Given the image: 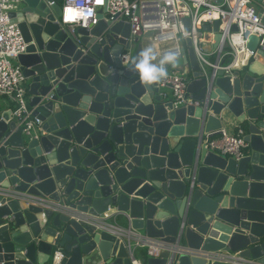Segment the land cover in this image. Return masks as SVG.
Masks as SVG:
<instances>
[{"label": "water", "instance_id": "obj_1", "mask_svg": "<svg viewBox=\"0 0 264 264\" xmlns=\"http://www.w3.org/2000/svg\"><path fill=\"white\" fill-rule=\"evenodd\" d=\"M219 2L220 0H216ZM264 23V0H253ZM59 24L60 0H18L9 11L25 48L16 56L26 102L40 120L23 134L11 108L0 109V264H132L124 240L100 220L128 227L176 251L168 264H227L195 249L233 252L264 264V50L247 36L251 59L231 74L201 70L188 36L186 90L197 104L163 97L129 61L143 49L128 22ZM187 26L189 18L182 17ZM218 18L202 23L220 36ZM230 29H235L231 24ZM150 34L146 31L143 35ZM226 46V41H223ZM201 48L209 49L202 40ZM129 50L130 59L119 53ZM176 50V48H175ZM236 120L247 148L234 158L203 138ZM32 196L67 204L59 212ZM177 238V239H176ZM180 249V251H178ZM169 251L139 257L166 264Z\"/></svg>", "mask_w": 264, "mask_h": 264}, {"label": "built area", "instance_id": "obj_2", "mask_svg": "<svg viewBox=\"0 0 264 264\" xmlns=\"http://www.w3.org/2000/svg\"><path fill=\"white\" fill-rule=\"evenodd\" d=\"M53 1L47 0V3ZM17 4L18 0H0V96H5L10 103L11 115L21 132L34 137L38 130H41L40 120L32 114V108L27 105L25 80L16 61V56L24 50L26 43L16 23L11 21L9 16V11L15 10ZM103 5V18L110 21L116 19L127 21L130 37L143 35L149 31L148 37L156 43L176 42L174 44L176 53H179L177 41L188 36L199 67L203 72L208 68L211 77L215 75L217 69H221L223 74H231L233 69L240 68L251 59L253 52L246 47L249 34H256L258 37L256 46L264 50V23L256 13L253 0H220L219 2L216 0H61L57 21L71 30L75 26L89 27L96 22V11ZM69 8L74 11L91 8L94 9V16H81L66 22L67 16L74 15L68 11ZM183 16L189 18L187 26L182 21ZM214 18L219 19L217 30L220 32L215 42L213 32L201 28L202 23H211ZM231 24L235 25V29H230ZM204 33L209 34L205 39L202 37ZM202 40L209 43L208 50L201 48ZM224 40L226 46L222 44ZM170 47H160L158 54L167 53ZM119 57L123 60L130 59L129 50L121 51ZM187 80L184 73L168 69L167 78L157 84L159 93L163 97L173 98L179 104H197L196 99L188 96ZM243 135V127L239 124L232 131L221 126L217 133L203 138V141L209 150L238 158L247 148ZM31 200L55 211L68 210L67 204L62 201H52L38 196H32ZM97 224L99 228L124 240L129 254L132 253V249L134 253L136 246L143 247L145 256H157L161 249H167L169 253L166 264H168L172 255L176 253L165 242L139 236L128 227L104 220H100ZM194 253L222 260L227 264H257L238 256L237 250L221 252L195 249ZM62 256L59 247L53 248L49 255V263L61 264ZM130 260L132 264H140L136 256L131 257Z\"/></svg>", "mask_w": 264, "mask_h": 264}, {"label": "clouds", "instance_id": "obj_3", "mask_svg": "<svg viewBox=\"0 0 264 264\" xmlns=\"http://www.w3.org/2000/svg\"><path fill=\"white\" fill-rule=\"evenodd\" d=\"M68 11L74 13V15L67 16L66 22H70L74 18H80L81 16H94V9L91 8H80L75 11L69 8ZM176 62L177 57L175 53L168 52L158 58L153 47L148 46L142 49L134 59H131L129 64L138 74L142 83L150 86L165 80L168 76V66L174 67Z\"/></svg>", "mask_w": 264, "mask_h": 264}, {"label": "crops", "instance_id": "obj_4", "mask_svg": "<svg viewBox=\"0 0 264 264\" xmlns=\"http://www.w3.org/2000/svg\"><path fill=\"white\" fill-rule=\"evenodd\" d=\"M254 7H255V9H256L255 4H254ZM208 35H209L208 33H204L202 37L205 39L206 37H208ZM138 37H139V40H140L141 43H142L143 49L146 48V47H148V46L153 47L154 50L156 49L155 52L157 53V57H158V58H159L160 56H162L163 54H165V53H161L162 55H159V54H158V49H159V48H156V46H155L156 42L152 41L151 39H148L147 36H145V35H139ZM146 38H147V39H146ZM204 41H205V40H204ZM153 42H154V43H153ZM175 43H176V42H174V41H167V45H166V46H171L168 52L175 53V55H176V57H177V62H176V64H175V67L179 70V72H182V73H183L184 71H187V72H188V63L183 61V58H182V56H181L179 53H176L175 45H174ZM152 44H153V45H152ZM181 44L185 47V44H184V42H183V38H180V39L177 41V45H178V47H179ZM168 52H167V53H168ZM188 74H190V72H188ZM165 89L169 92L168 87H166ZM168 96H169V95H168ZM8 106H9V102H8V100L6 99L5 96L1 95V96H0V109L7 108ZM237 124H238V122H237L236 120H232V122H231L230 124L226 125L225 127H226L228 130L232 131V130L234 129V127H235ZM134 253H135V256H136V257H138V258L141 257L142 254H143V247H137V246H136L135 249H134Z\"/></svg>", "mask_w": 264, "mask_h": 264}, {"label": "rangeland", "instance_id": "obj_5", "mask_svg": "<svg viewBox=\"0 0 264 264\" xmlns=\"http://www.w3.org/2000/svg\"><path fill=\"white\" fill-rule=\"evenodd\" d=\"M60 2H61V0H60ZM148 39H150V37H148ZM154 43V42H153ZM167 45V42H162V43H156L155 44V46H156V48H160V47H164V46H166ZM156 50V49H155Z\"/></svg>", "mask_w": 264, "mask_h": 264}, {"label": "trees", "instance_id": "obj_6", "mask_svg": "<svg viewBox=\"0 0 264 264\" xmlns=\"http://www.w3.org/2000/svg\"><path fill=\"white\" fill-rule=\"evenodd\" d=\"M168 69H175V70H177V71H179L175 66L173 67V66H171V65H169L168 66ZM10 104V103H9ZM241 127H243V124H239ZM142 257H145V255L144 254H142Z\"/></svg>", "mask_w": 264, "mask_h": 264}, {"label": "bare ground", "instance_id": "obj_7", "mask_svg": "<svg viewBox=\"0 0 264 264\" xmlns=\"http://www.w3.org/2000/svg\"><path fill=\"white\" fill-rule=\"evenodd\" d=\"M147 39V38H146ZM165 43V42H164ZM153 45V44H152Z\"/></svg>", "mask_w": 264, "mask_h": 264}]
</instances>
